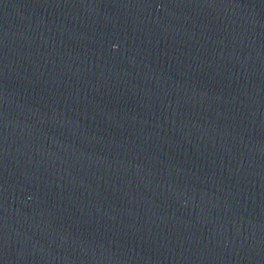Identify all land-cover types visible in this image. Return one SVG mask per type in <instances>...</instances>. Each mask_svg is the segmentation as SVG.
<instances>
[{
    "label": "water",
    "instance_id": "water-1",
    "mask_svg": "<svg viewBox=\"0 0 264 264\" xmlns=\"http://www.w3.org/2000/svg\"><path fill=\"white\" fill-rule=\"evenodd\" d=\"M0 264H264V0H0Z\"/></svg>",
    "mask_w": 264,
    "mask_h": 264
}]
</instances>
